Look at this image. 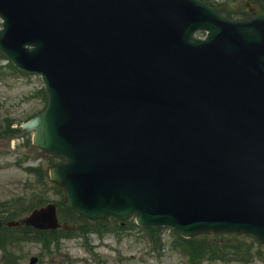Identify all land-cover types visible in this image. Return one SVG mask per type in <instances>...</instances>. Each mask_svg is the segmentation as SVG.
Wrapping results in <instances>:
<instances>
[{"label": "water", "instance_id": "obj_1", "mask_svg": "<svg viewBox=\"0 0 264 264\" xmlns=\"http://www.w3.org/2000/svg\"><path fill=\"white\" fill-rule=\"evenodd\" d=\"M0 18V52L43 77L48 105L25 128L64 160L50 177L68 209L264 243L263 16L232 22L195 0H0ZM29 223L55 227L53 207Z\"/></svg>", "mask_w": 264, "mask_h": 264}, {"label": "rangeland", "instance_id": "obj_2", "mask_svg": "<svg viewBox=\"0 0 264 264\" xmlns=\"http://www.w3.org/2000/svg\"><path fill=\"white\" fill-rule=\"evenodd\" d=\"M207 1L218 4L219 7L224 3H229L224 6L225 8L240 2V0ZM2 73L3 75L0 76V124L11 119L13 125L19 126L44 107L45 103L41 93L43 91L42 82L35 76L20 77L10 75L9 72L3 70ZM25 138V147L17 151L6 146V141H0V202L13 204L22 198L29 200V203L33 201L37 204H45L48 201L61 200V192L47 180L49 168L56 161L37 152H31L28 146L31 134ZM38 165H41V174V171L37 176L26 171L27 167ZM40 176L45 179L36 184ZM40 197L42 199H39ZM114 231L120 233L115 234L110 231L102 237L92 234L86 237L87 241L81 238L84 233L75 232L73 236L60 240L58 245H53L50 250L53 255L50 256L45 252L46 246H44V251L37 243L22 245L21 249L17 250V253L21 254V259H18L17 264H28L31 256L38 257V264H186L183 259L190 261L189 256L186 258L183 255L184 248L176 242V236L170 235L169 232H164V242L161 241L158 246L159 252L152 254L153 257H151L146 253L147 244L143 240V234L135 230L126 232L115 229ZM238 239L250 243L253 248L252 253H254L252 259L245 262L243 259L236 260L233 254L220 252L198 264H264V258H260V255L264 253V247L257 246L247 238ZM207 240L215 241L219 246H222L223 242L228 246L230 242L228 235L222 236V239L209 236ZM256 252L261 253L256 256ZM190 263L193 264L191 261Z\"/></svg>", "mask_w": 264, "mask_h": 264}, {"label": "trees", "instance_id": "obj_3", "mask_svg": "<svg viewBox=\"0 0 264 264\" xmlns=\"http://www.w3.org/2000/svg\"><path fill=\"white\" fill-rule=\"evenodd\" d=\"M187 247L190 249L192 259H200L205 251H212L213 246L207 245V242H195L193 240L186 241Z\"/></svg>", "mask_w": 264, "mask_h": 264}]
</instances>
